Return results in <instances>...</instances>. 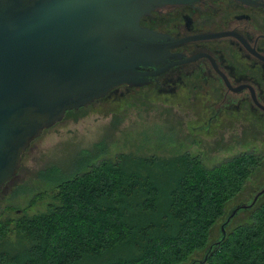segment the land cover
<instances>
[{
	"label": "trees",
	"instance_id": "1",
	"mask_svg": "<svg viewBox=\"0 0 264 264\" xmlns=\"http://www.w3.org/2000/svg\"><path fill=\"white\" fill-rule=\"evenodd\" d=\"M262 161L245 153L207 168L188 153L170 160L120 155L115 163L85 162L70 176L49 172L57 193L48 212L0 218V264H264V197L208 251L222 237L228 205ZM14 234L28 246L6 248Z\"/></svg>",
	"mask_w": 264,
	"mask_h": 264
},
{
	"label": "water",
	"instance_id": "2",
	"mask_svg": "<svg viewBox=\"0 0 264 264\" xmlns=\"http://www.w3.org/2000/svg\"><path fill=\"white\" fill-rule=\"evenodd\" d=\"M198 1L0 0V193L17 175L32 143L68 112L87 108L123 86H148L172 67L171 50L215 37L175 39L141 26L153 12ZM263 196L264 187L230 211L220 227L221 239L209 252ZM207 259L206 253L202 262Z\"/></svg>",
	"mask_w": 264,
	"mask_h": 264
},
{
	"label": "rangeland",
	"instance_id": "3",
	"mask_svg": "<svg viewBox=\"0 0 264 264\" xmlns=\"http://www.w3.org/2000/svg\"><path fill=\"white\" fill-rule=\"evenodd\" d=\"M219 97V93L204 91L163 94L145 87L102 99L66 116L23 155L17 175L0 193V218L48 212L57 193L56 183L48 179L54 175L49 172L60 169L61 174L70 176L85 162L115 163L120 155L170 160L188 153L199 157L207 168H214L240 154L255 153L262 157V165L227 209L248 203L264 187V117L247 105L225 112L209 125L208 106ZM247 219L248 214L242 215L234 226ZM26 246L28 241L17 234L6 240L11 251Z\"/></svg>",
	"mask_w": 264,
	"mask_h": 264
},
{
	"label": "flooded vegetation",
	"instance_id": "4",
	"mask_svg": "<svg viewBox=\"0 0 264 264\" xmlns=\"http://www.w3.org/2000/svg\"><path fill=\"white\" fill-rule=\"evenodd\" d=\"M141 26L175 39L215 36L171 50L175 57L170 61L172 67L146 87L172 95L182 91L219 93L218 102L208 106L209 125L225 112L247 105L264 117L253 103L255 94L264 106V0H199L153 12L141 20ZM131 89L141 88L123 86L106 98Z\"/></svg>",
	"mask_w": 264,
	"mask_h": 264
}]
</instances>
